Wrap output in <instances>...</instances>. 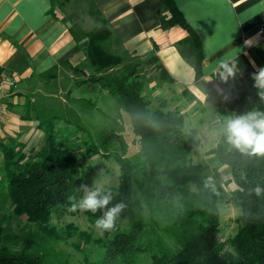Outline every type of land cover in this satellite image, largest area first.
I'll return each instance as SVG.
<instances>
[{"label":"trees","instance_id":"obj_1","mask_svg":"<svg viewBox=\"0 0 264 264\" xmlns=\"http://www.w3.org/2000/svg\"><path fill=\"white\" fill-rule=\"evenodd\" d=\"M161 1L171 13L162 25L187 27L173 0ZM93 12L91 15L97 19ZM110 33L101 19L87 34V51L96 73L93 80L115 96L129 116L138 150L132 157L116 150L111 154L120 168L119 183L101 194L111 192L108 207L119 203L125 207L111 231L115 233L104 240L102 253L93 264H137L139 255L145 253L149 255L148 264H264V191L260 195L255 192L257 187L264 189V156L242 153L227 143L224 134L210 150L220 166L230 168L231 177L225 182L235 184L241 207L236 233L220 240L221 190L202 164L191 162V152L199 145L196 132L185 129L179 111L148 106L146 93L151 90L146 87L147 81L136 67L123 66V59L110 53ZM199 60L198 50L196 76ZM158 68L160 77L168 78L164 68ZM252 77L220 93L213 113L221 122L251 111L264 112V100L259 95L264 89L255 87ZM30 107L37 109L28 101L26 109ZM37 116L45 133L40 147L26 152L24 145L13 139L0 144V171L7 179L4 194L13 212L25 215L37 229L27 233L19 250L0 246V264H67L47 260L33 246L38 231L58 238L49 220L55 210L69 209V197L83 196L84 188L76 155L57 129L56 117L44 120ZM82 143L84 156L103 153L108 157L114 144L124 153L128 143L121 112L116 113L110 130L101 135L100 146L90 138ZM103 211L106 209L85 215L95 224ZM124 221L127 226L121 229ZM70 230L69 225L63 228L65 234L72 233ZM146 231L153 234V239L145 237ZM167 238L173 245L167 244Z\"/></svg>","mask_w":264,"mask_h":264},{"label":"crops","instance_id":"obj_2","mask_svg":"<svg viewBox=\"0 0 264 264\" xmlns=\"http://www.w3.org/2000/svg\"><path fill=\"white\" fill-rule=\"evenodd\" d=\"M173 2L187 27L162 25L171 13L161 0H0V95L5 109L0 144L13 139L24 151L35 150L45 138L38 114L54 115L55 106L65 113L80 109L82 95L77 92L96 77L87 34L103 19L111 32L110 53L121 57L123 66L136 67L148 90L153 86L162 99L157 108L184 116L185 129L199 139L196 147L209 145L202 149L203 159L213 158L219 166L210 150L222 135L208 139L210 128L221 122L213 112L221 92L264 67L259 31L264 0ZM88 8L97 19L88 15ZM221 61L237 64L234 77L221 79ZM158 66L168 78L160 77ZM95 82L100 92L108 93ZM28 101L36 111L26 109Z\"/></svg>","mask_w":264,"mask_h":264},{"label":"rangeland","instance_id":"obj_3","mask_svg":"<svg viewBox=\"0 0 264 264\" xmlns=\"http://www.w3.org/2000/svg\"><path fill=\"white\" fill-rule=\"evenodd\" d=\"M89 9L88 15L91 16L92 10L90 9L89 11ZM150 88L152 92L146 93L147 100H149L148 106L151 109H156L158 101L160 102L162 99H160L159 95H154L155 90L153 86ZM77 93L82 95L81 104L77 105L80 108L78 111H67L65 113L61 109V106H55L54 115L42 112L40 118L45 120L56 117L57 129L62 132L61 135L65 138L66 144L76 155V166L80 170L79 177L82 180L83 188H87L88 190L98 188L102 192L107 187L116 186L119 183L120 168L112 153L116 150L119 154L132 157L138 150V144L134 141L130 118L123 111L115 96L106 92H100L95 81L88 82ZM75 106L72 109H77ZM118 111L122 114L124 137L128 143L127 150L123 153L118 148V145L114 144L109 148L110 154L108 157L103 153L93 156L82 155V142L90 138L92 143L100 146L101 135L113 126V118L115 119ZM229 118H233V116L220 122V126H216L215 129L210 128L212 135L210 134L211 136L208 139L215 141L217 137H221L224 134V125ZM42 144L43 141L38 147ZM208 147L209 145L195 147L190 157L192 163H201L204 166L205 173L209 175L214 185L219 186L221 190L218 200L219 239L224 240L236 233L241 207L235 195V184L233 182H225V180L231 177L230 168L228 166H217L213 158H208L207 161L203 159L201 152ZM6 180L4 174L0 173V246L19 250L27 233L29 231H37V229L25 215H16L13 212V206L4 194ZM48 224L50 228L56 230L58 238L53 234L38 231L33 249L49 261L60 260L67 262V264H93L102 253L104 240H107V238L115 233L110 232L101 235L100 230L96 228L95 224L87 219L85 212L79 210L70 212L68 209H57ZM67 225H69L70 232L72 233L65 234L63 231V228ZM126 226V221L120 225L121 229ZM146 236L147 239H153V234L148 231L145 232ZM166 242L168 245H173L169 238L166 239ZM148 263L149 255L147 253L139 255L137 264Z\"/></svg>","mask_w":264,"mask_h":264},{"label":"clouds","instance_id":"obj_4","mask_svg":"<svg viewBox=\"0 0 264 264\" xmlns=\"http://www.w3.org/2000/svg\"><path fill=\"white\" fill-rule=\"evenodd\" d=\"M220 77L227 80L234 77L238 66L235 62L229 64L221 61ZM254 86L264 89V67L259 68L253 74ZM260 98L264 100V91L259 93ZM224 135L228 144L238 149L242 153L252 156H264V112L251 111L243 115L229 118L224 125ZM264 189L257 187L255 192L260 195ZM84 195L77 198L75 195L69 197L70 207L68 211L77 210L96 214L103 211V214L96 219L95 226L100 230L101 235L104 232H111L116 227V222L125 205L122 203L108 207L112 201V194L108 192L101 194L100 189H84Z\"/></svg>","mask_w":264,"mask_h":264},{"label":"built area","instance_id":"obj_5","mask_svg":"<svg viewBox=\"0 0 264 264\" xmlns=\"http://www.w3.org/2000/svg\"><path fill=\"white\" fill-rule=\"evenodd\" d=\"M259 31L263 34L264 36V9H263V12H262V15H261V19H260V26H259ZM90 74L87 72L85 73V77H89ZM4 105H3V102H2V97L0 95V123L4 120V114H5V111H4Z\"/></svg>","mask_w":264,"mask_h":264}]
</instances>
